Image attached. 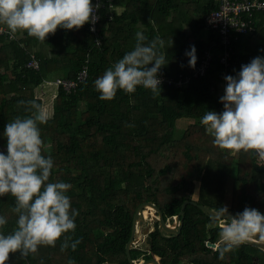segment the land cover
Here are the masks:
<instances>
[{"label":"trees","instance_id":"16d2710c","mask_svg":"<svg viewBox=\"0 0 264 264\" xmlns=\"http://www.w3.org/2000/svg\"><path fill=\"white\" fill-rule=\"evenodd\" d=\"M113 5L114 17L102 13L98 23L101 44L90 24L79 30L58 28L44 43L26 32L14 38L0 33V151L5 154V125L31 115L18 102L35 99L43 105L36 89L50 75L63 72L61 77L76 78L85 63L89 68L76 90L67 93L58 85L50 119L39 125L43 154L54 161L50 182L72 186L66 195L79 215L75 232L67 235L81 243L75 251L69 247L62 252V238L56 247L42 246L26 259L13 253L7 264H130L126 245L135 212L145 201L158 205L166 220L180 212L185 200L216 211L226 206L234 214L245 207L264 213V172L254 167L258 156L216 147L201 123L207 111L223 112L224 77L237 76L242 65L264 57V12L256 14L254 34L234 41L225 67L218 32L204 38L206 17L218 8L216 0H114ZM137 31H143L145 43L155 36L164 40L161 51L168 64L161 73L175 78L190 73L194 68L185 53L193 45L196 65L206 50L212 51L208 71L186 86L160 85L161 96L140 86L134 94L118 90L113 100H101L95 80L134 48ZM32 55L39 60L38 69L27 66ZM183 118L188 124L179 134ZM14 205L10 194L0 197V215L8 220L0 229L5 235L16 226ZM214 221L198 205L188 204L179 234L159 230L157 222L143 259L155 253L162 264H264V251L246 242L221 260L220 228ZM140 253L131 250L135 261Z\"/></svg>","mask_w":264,"mask_h":264},{"label":"clouds","instance_id":"9594fccd","mask_svg":"<svg viewBox=\"0 0 264 264\" xmlns=\"http://www.w3.org/2000/svg\"><path fill=\"white\" fill-rule=\"evenodd\" d=\"M100 7L101 3L94 5L92 0H0V26H6L12 37L26 32L44 43L58 28L79 30L85 24H94ZM3 31L4 27H0V32ZM135 39L134 48L95 80L101 100H113L118 90L134 94L140 86L151 90L154 96H161L160 73L168 64L166 53L161 51L165 42L155 36L145 43L143 31H137ZM190 48L185 54L190 58L189 66L195 68L196 49L194 45ZM224 79L225 95L220 98L223 112L207 111L201 123L214 138L216 147L235 153L254 151L264 159V57L253 58L241 66L237 76L228 75ZM18 105L31 115L17 116L5 125L3 132L7 154L0 151V197L10 194L15 198L12 211L18 219L11 233L5 235L0 231V264H7L13 253L19 252L26 259L42 246L54 248L62 238V252L69 247L75 251L81 243L80 239L73 240L67 235L75 232V218L79 215L66 195L72 186L50 182L54 161L43 154L39 125L47 124L50 116L35 99L21 100ZM213 223L220 228L221 260L257 234L264 239V213L255 208L245 207L230 216L228 208L222 206ZM7 224V218L0 215V229Z\"/></svg>","mask_w":264,"mask_h":264},{"label":"built area","instance_id":"2783aa9c","mask_svg":"<svg viewBox=\"0 0 264 264\" xmlns=\"http://www.w3.org/2000/svg\"><path fill=\"white\" fill-rule=\"evenodd\" d=\"M218 8L206 17L207 26L205 28L204 38L209 37V32L216 30L220 37V42L223 45V53L220 61L228 67L230 59L234 53V41L238 40L241 36L246 34H254L257 30L256 14L264 12V0H216ZM93 4L101 3V7L96 11L95 15L98 17L94 24L90 23V31L96 36L95 42L101 44V36L98 29V23L104 13L107 17L113 18V2L114 0H92ZM94 29V30H93ZM8 34V30L4 29L3 32ZM11 38H14L11 36ZM99 41V43L97 42ZM213 58L212 51L206 50L201 56L199 63L188 74L180 73L177 78L174 76L160 73L161 85L175 84L178 87L188 85L194 77L202 76L208 71ZM88 61V59H87ZM86 61V62H87ZM30 68L38 69L39 60L32 55L31 60L27 63ZM89 74L88 64L85 63L82 69L78 72L76 78L57 77L54 81L57 85L63 86V89L70 93L76 90L78 85L84 81ZM257 162L264 164V159L257 157Z\"/></svg>","mask_w":264,"mask_h":264},{"label":"water","instance_id":"95a60500","mask_svg":"<svg viewBox=\"0 0 264 264\" xmlns=\"http://www.w3.org/2000/svg\"><path fill=\"white\" fill-rule=\"evenodd\" d=\"M254 167L257 171H263L264 172V164H261L259 162H255ZM190 203L198 205L205 213L212 216L213 218L218 217V211H216V210H214V209H212V208H210L204 204H199L194 200H185L181 206L180 212L175 215V224H171L168 222V220L165 219L164 213L161 210V208L158 205H156L154 202L145 201V202L141 203L135 212L134 219H133L132 234H131V237H130L127 245H126V252L128 255L129 263L130 264H162L160 257L155 253H152V257L150 259L142 260L140 262L135 261L131 255L132 248H136L135 245L139 241V238H137L138 227H139V225L143 224V222H144L145 217H144L143 213H144V210L148 206L153 207L156 210L157 214L159 215V230L166 232V233L179 234L181 232L183 224H184L185 208ZM228 215L235 216V214L231 210H228ZM147 243L149 246L152 245V240H151L150 235L147 236ZM219 243H221L220 240H219ZM246 243L255 245L264 251V239H261L259 234H257L253 238L247 240ZM211 246H214V245H211Z\"/></svg>","mask_w":264,"mask_h":264},{"label":"rangeland","instance_id":"374dc122","mask_svg":"<svg viewBox=\"0 0 264 264\" xmlns=\"http://www.w3.org/2000/svg\"><path fill=\"white\" fill-rule=\"evenodd\" d=\"M57 74L54 73L53 75H50L49 78H55ZM54 83V81L52 82ZM51 82L50 83H45L43 82L42 84H40L37 88L39 89H44L46 87H49L50 85H53ZM53 89H54V92L55 94L52 95V97L55 98V95H57V92H58V85L56 83H54V86H52ZM36 92H37V89H36ZM38 96V94H37ZM43 98V106L46 108L49 116L52 114V104H53V100L54 98L52 99L51 96L48 97V99H45L44 100V97ZM52 101V102H51ZM188 122V119L186 118H183V119H180L179 120V123H184V125L182 124L181 127H179V134L184 131V129H186L187 125L186 123ZM150 215H147L146 212H145V218H144V222L143 224L139 225L138 227V234H137V238H139V241L138 243L135 245L136 248L141 252L140 253V258L138 260H136L137 262H140L142 260H147V259H143V254L142 252L145 251V250H148L150 248V246L148 245L147 243V236L150 235V233L152 231H154L155 227H156V224L157 222L159 221V215L157 214L156 210L153 208V207H150ZM169 223L171 224H175V216L173 219H169L168 220ZM230 222V221H228Z\"/></svg>","mask_w":264,"mask_h":264},{"label":"crops","instance_id":"0c3cea01","mask_svg":"<svg viewBox=\"0 0 264 264\" xmlns=\"http://www.w3.org/2000/svg\"><path fill=\"white\" fill-rule=\"evenodd\" d=\"M4 70L3 69H1V72H3ZM57 75L55 76V78H51V79H48V80H46L45 81V83H52L53 82V80L54 79H56L57 77H60V76H62V74H63V72H57L56 73ZM53 85H50L49 87H46V88H44V89H39V88H37V94H38V96L39 97H44V100L45 99H48V97H50L51 96V98L53 99L54 97H52V95H54L55 94V92H54V89H53V87L52 86H54V83H52ZM56 96V95H55ZM43 99V98H42ZM54 101V100H53ZM52 102V101H51ZM52 107H53V104H52ZM182 124L184 125V123H178V125H179V127H181L182 126ZM188 124V122L186 123V125ZM178 127V128H179Z\"/></svg>","mask_w":264,"mask_h":264},{"label":"bare ground","instance_id":"6f19581e","mask_svg":"<svg viewBox=\"0 0 264 264\" xmlns=\"http://www.w3.org/2000/svg\"><path fill=\"white\" fill-rule=\"evenodd\" d=\"M150 207H151V206H148V207L144 210V213H143L144 216H145V212H146L147 215H150V211H149V210H150Z\"/></svg>","mask_w":264,"mask_h":264}]
</instances>
